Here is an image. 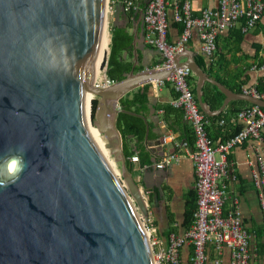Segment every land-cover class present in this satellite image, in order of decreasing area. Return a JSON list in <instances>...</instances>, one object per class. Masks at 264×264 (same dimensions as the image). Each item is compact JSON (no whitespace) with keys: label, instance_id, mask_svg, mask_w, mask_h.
<instances>
[{"label":"water","instance_id":"1","mask_svg":"<svg viewBox=\"0 0 264 264\" xmlns=\"http://www.w3.org/2000/svg\"><path fill=\"white\" fill-rule=\"evenodd\" d=\"M107 1L0 0V264H154L142 223L149 201L117 128L128 93L189 68L207 116L233 101L264 108L210 78L188 49L171 68L135 72V62L125 79L98 88ZM206 83L225 95L217 111L203 100Z\"/></svg>","mask_w":264,"mask_h":264},{"label":"built area","instance_id":"2","mask_svg":"<svg viewBox=\"0 0 264 264\" xmlns=\"http://www.w3.org/2000/svg\"><path fill=\"white\" fill-rule=\"evenodd\" d=\"M109 1L106 12L109 10ZM121 4L126 14L138 13L141 10L140 0H123ZM169 9L174 23L183 26L175 44L168 41ZM263 17L264 0H220L217 9L205 10L198 18L192 15L191 0H149L142 11L145 42L147 46L159 52L163 59L157 68H171L175 57L188 48L194 32L198 34L201 42L200 55L211 61L217 53V39L220 35L236 29L247 34L257 28ZM107 71L108 61L99 70L98 88H107L116 83L108 76ZM192 76L194 75L189 68H180L168 81L178 95L172 100V105L182 110L184 119L191 125L196 139L190 158L196 177L197 210L187 231L171 232L168 237L162 238L149 207V216L142 218V223L150 242L154 264H183L182 252L186 246L193 248L191 264H222L220 255L223 250L229 251L230 264H258L256 248L252 244L253 237L244 229L238 200L234 201L232 209L224 212L227 185L222 181L228 177V155L231 151L248 140L255 141L256 159L252 181L258 190L264 226V109L252 105L239 111L232 118V124L240 127L238 132L214 147L207 132L211 121L200 109L189 84ZM257 82L244 86L242 93L264 100V88L258 89ZM219 124L223 126L225 120H221ZM164 142H167V138H164ZM176 146L188 148L187 143H177ZM132 162L138 164L139 157L135 155ZM179 162L180 156L171 154L158 163L157 168L166 169ZM134 177L140 185L135 174ZM210 249L215 253L214 258L210 257Z\"/></svg>","mask_w":264,"mask_h":264},{"label":"crops","instance_id":"3","mask_svg":"<svg viewBox=\"0 0 264 264\" xmlns=\"http://www.w3.org/2000/svg\"><path fill=\"white\" fill-rule=\"evenodd\" d=\"M122 1H109V10L106 12L107 25L105 32L109 41L108 47L111 41V33L114 29L126 30L133 37V61L143 67V70L157 68L163 59L159 52L147 46L145 42V28L142 20V11L149 0H140V12L129 14L124 13L121 4ZM219 1L191 0L193 17H200L201 13L205 10L217 9ZM168 21L170 26L168 41L170 44H175L181 32L177 26L173 25L174 21L172 20L170 9L168 12ZM229 33L219 36V45L220 49L223 46L227 47V59L232 62L235 60L233 62L234 64L230 65V70H235L237 67H244V65H250L251 68L247 72L250 76V81L247 85L254 84L260 77L264 76V66L258 67V61L254 62L252 59L257 54L258 46H262L264 49V17L257 28L244 34L245 36L240 46H237V40L231 38ZM238 48L240 50H237ZM187 49L194 54V60L196 55L201 56V42L196 32L193 33L192 40ZM259 56L264 60V51ZM126 58L127 54L125 53L124 59ZM185 61L186 59L182 60V62ZM150 86L149 109L144 116L148 131L142 144V155L146 161L142 165L140 162L134 164V174L139 180L140 186L146 192L151 216L158 228L159 236L166 238L174 229L178 232L183 231L180 226L184 220L186 196L189 192H195V170L190 158V152L194 147L191 149L189 147L179 148L176 146V143L188 137V128L185 120H179L175 113L168 114L165 118V107L170 106L174 99L172 87L164 83H154L150 84ZM234 102L236 101L230 102L222 113L228 120L232 119L235 108L239 106L238 104H233ZM217 126H219L218 122H215L211 130L215 131L218 128ZM230 130L234 132L235 128H230ZM262 135L264 147V130ZM164 138H167V142H164ZM135 143V140L129 142L126 149H133L136 146ZM255 148V141L248 140L243 145L233 149L228 155V177L222 181L227 185V200L224 205V212L226 213L232 209L234 201L236 199L238 200L244 229L252 235L253 242L264 232L258 190L252 181V171L256 159ZM175 153L180 156L179 163H174L166 169L157 168L158 163ZM217 158H219L218 154ZM188 249L189 247L186 246L183 250L184 264H188ZM210 250L211 253L213 252L211 258H214L215 253L213 249ZM220 258L222 264L231 263L228 250H223Z\"/></svg>","mask_w":264,"mask_h":264},{"label":"trees","instance_id":"4","mask_svg":"<svg viewBox=\"0 0 264 264\" xmlns=\"http://www.w3.org/2000/svg\"><path fill=\"white\" fill-rule=\"evenodd\" d=\"M173 25L177 26L180 32L183 31V26L181 24L174 23ZM230 37L237 40V46L241 44L243 41V37L245 36L240 29H237L233 32L229 33ZM234 35V36H233ZM233 36V37H232ZM218 50L215 56L211 61L205 59L202 56L196 55L195 61L196 63L206 72V74L220 83H222L225 87L230 89L235 93H242L243 87L246 86L250 81V76L247 73L250 70V65H244V67H237L235 70H230V65L234 64L235 60L230 61L227 59L226 49L224 47L220 49L219 45V37L217 39ZM237 50H240L239 48ZM264 51L262 46H258L257 54L252 59L254 62L258 61V67L264 66V60L260 58V54ZM127 54V58L124 59V54ZM133 37L126 30L114 29L111 33V41L109 45V54H108V76L114 81H121L126 78V76L133 70L135 62L133 61ZM232 60V59H231ZM237 65V64H236ZM143 67L137 65L135 67V72L142 71ZM196 82L197 79L195 76H192L189 80V84L192 88L193 93L196 96ZM258 89L264 88V76L258 79ZM165 85H171L169 81L164 82ZM150 85H145L142 88L136 89L128 93L125 97L120 100V108L125 112H121L118 115L117 120V128L119 129L122 138H123V151L125 157L129 159L127 161V166L134 173L135 165L132 162V158L135 155H138L140 164H144L146 159L142 155V144L145 140L147 134V122L144 116L147 114L149 109L150 102ZM174 99L178 96L175 92L174 88ZM203 100L207 102L212 110H218L224 100L225 95L218 89L217 86L206 83L203 88ZM233 104H238L239 106L235 108L233 112V117L237 115V113L247 107L252 106L251 104L244 101H236ZM98 106V100L94 99L92 101V118L94 120L96 109ZM165 118L166 115L175 113L176 117L180 119H184V115L181 109L175 108L172 104L168 107H165ZM211 124L207 127V132L209 134L210 139L213 142L214 147L224 143L226 140L234 136L238 130L239 126H234L231 121L228 120L224 114H221L217 117H209ZM185 120V119H184ZM221 120H225V124L221 126L219 122ZM187 124V133L188 137L181 142L178 143H187L189 148H195V135L191 125L185 120ZM218 122V128L215 131L211 130V127L214 126V123ZM230 128H235L234 132H231ZM187 135V134H186ZM136 141V146L133 149H126L128 147L129 142ZM177 144V143H176ZM194 150V149H193ZM197 210V195L195 192H189L186 196V204H185V213L184 220L181 224V228L183 231H187L193 221L194 215ZM264 230V226H263ZM182 231V232H183ZM173 232H178L174 229ZM254 247L256 248V262L258 264H264V232L262 235H259L255 241L253 242ZM189 259L188 264H191V257L193 255V248L189 246ZM213 253V252H212ZM211 250L209 251L211 257ZM183 257V252H182ZM184 264V262H183Z\"/></svg>","mask_w":264,"mask_h":264},{"label":"bare ground","instance_id":"5","mask_svg":"<svg viewBox=\"0 0 264 264\" xmlns=\"http://www.w3.org/2000/svg\"><path fill=\"white\" fill-rule=\"evenodd\" d=\"M108 42L109 41H108L107 35L104 32V41H103V49H102V56H101V64L103 62L104 55L107 53ZM91 132H92V137L95 140L96 144L99 146V148L103 152V154L108 158V151L105 148V141L103 140L102 136L99 134L97 129L93 128L92 126H91ZM109 161H110V164L114 167L113 161H111V160H109Z\"/></svg>","mask_w":264,"mask_h":264},{"label":"rangeland","instance_id":"6","mask_svg":"<svg viewBox=\"0 0 264 264\" xmlns=\"http://www.w3.org/2000/svg\"><path fill=\"white\" fill-rule=\"evenodd\" d=\"M107 52L109 53V47L107 48ZM264 109V108H263ZM103 138V140L105 141V148L107 149V151H108V158H109V160H111V161H113V157L112 156H110V154H109V149H110V144L106 141V139L104 138V137H102ZM116 166H114V168H115ZM119 168V166H117L116 167V169H118Z\"/></svg>","mask_w":264,"mask_h":264}]
</instances>
